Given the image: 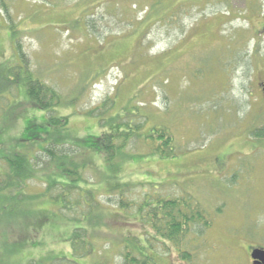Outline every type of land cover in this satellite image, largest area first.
<instances>
[{"label":"rangeland","instance_id":"rangeland-1","mask_svg":"<svg viewBox=\"0 0 264 264\" xmlns=\"http://www.w3.org/2000/svg\"><path fill=\"white\" fill-rule=\"evenodd\" d=\"M150 2L0 0V65L20 64L13 26L33 76L65 100L75 97L56 112L67 114L72 138L100 133L96 108L103 101L112 114L135 106L148 115L143 131L152 124L168 129L174 155L156 158L135 139L123 152L130 159L121 180L146 183L128 193L136 201L158 188L166 196L189 195L211 225L191 238V262L162 245L155 264H249L246 246H264V142L251 133L264 125V93L258 87L264 79V0ZM5 96L0 114L12 113L0 120V139L9 150L24 143L17 140L27 121L43 123L45 112L30 108L15 88ZM40 129L41 124L35 130ZM30 142L20 150L33 155L42 142ZM78 160L85 162L89 180L83 187L102 186L97 171L104 168L102 155L85 147ZM43 188L37 179L25 189L29 196L17 188L12 195L0 191V264H24L42 254L45 260L65 256L77 264H120L122 250L134 245L132 235L143 238L148 230L132 219L133 212L107 209L101 188L102 204L93 212L97 222L85 211L79 221L68 219L48 199L34 197ZM29 215L47 218L43 227L44 222H30L27 232L31 241L40 240L41 250L22 243ZM79 226L82 238L75 248L84 251L74 256L71 233Z\"/></svg>","mask_w":264,"mask_h":264},{"label":"trees","instance_id":"trees-1","mask_svg":"<svg viewBox=\"0 0 264 264\" xmlns=\"http://www.w3.org/2000/svg\"><path fill=\"white\" fill-rule=\"evenodd\" d=\"M157 2L158 0H151L150 4L154 5ZM10 35L21 61L19 65H0V72H3L0 74V98H6L5 93L15 88L16 92L22 96L23 102L27 103L33 110L44 111L45 114L41 118L43 123L34 124L33 121L35 120L31 119L27 121L23 127V133L17 140L24 142L23 144L5 150V143L0 139V191L12 195V192L17 188L22 196H29V193L25 191L29 182L39 179L45 188H43L42 193L33 194L34 197L48 199L50 203H54L55 209L62 215L67 216L70 220L79 221L82 219L81 214L84 211L87 215L95 217L93 212L96 214L99 205L102 204L97 198V191L101 188L106 195L105 201L110 205L107 206V209L115 207L118 212H133L132 219L148 228L143 238L132 235L134 245L131 243L122 250L120 264H155L154 257L157 247L162 245L166 249L172 246L180 261L191 262L193 255L190 250L191 238L199 235L201 237L211 225V221L205 216L200 205L186 194L172 197L161 192V195L158 193L161 191L159 188L155 191H146L140 197V201H136L135 198H130L128 193L132 191L131 189L135 185L144 187L147 186L146 183L132 182L130 179L123 181L121 180L122 175L120 176L124 162L130 159V154L125 155L123 152L128 150L130 143L135 139L142 140L148 146V153L156 158L173 156L175 152L174 138L168 129L162 125L152 124L147 131H143L145 121L149 122L148 115L140 112L135 106H130L123 113L112 114L109 113L111 108L109 105L107 106V102L103 101L96 108L99 111L100 133L88 138H72L66 132L69 123L67 114H56V112H59L58 108L63 103H71V99L75 97L72 96L65 100L46 82L34 77L32 71L24 65V56H22L20 43L17 41V30L13 26L10 27ZM9 113V109H6L0 114V120L7 121V115H11L12 112ZM17 120L18 117L15 116L12 122ZM39 124L43 126L44 130H35ZM2 127L0 124V136L4 132ZM251 133L256 140L264 142V125L259 128L254 126ZM37 139L42 144H39V149L33 155L29 151L20 150V148L27 147L25 146L26 142L30 144L32 143L30 141H37ZM85 143L86 145L82 148L81 144ZM85 147L94 150L103 157L101 166L103 165L104 168L97 169L100 173L98 175L102 177L105 183H102V186L86 188L82 185V182L89 181L84 175L85 162L78 160L81 150ZM146 154L147 152L144 155ZM147 184L155 185V183ZM73 193H75L74 197L71 196ZM82 203L85 205L84 209L80 207ZM27 217L29 218L25 222L27 225L22 226L21 229L22 243L27 246L38 247V250H41L39 247L40 240L34 238V241L31 238V241L27 232L31 228L30 222H44L40 226L43 227L46 222L44 220L47 218L36 215L32 216L31 219L30 215ZM95 218L97 222L98 218ZM78 230H83V227H76L71 233L74 256L82 255L84 251H79L78 247L75 248V241L79 237L82 238ZM41 240L44 241L43 238ZM79 244L86 246L85 240H81ZM260 247L264 248L262 245ZM53 263L77 264L74 258L65 256L51 257L45 260L44 254L38 258H29L24 264Z\"/></svg>","mask_w":264,"mask_h":264},{"label":"water","instance_id":"water-1","mask_svg":"<svg viewBox=\"0 0 264 264\" xmlns=\"http://www.w3.org/2000/svg\"><path fill=\"white\" fill-rule=\"evenodd\" d=\"M262 91L264 92V81L261 84ZM251 258L254 260V263L258 261L259 263L264 264V248L256 247L251 250L250 253Z\"/></svg>","mask_w":264,"mask_h":264},{"label":"flooded vegetation","instance_id":"flooded-vegetation-1","mask_svg":"<svg viewBox=\"0 0 264 264\" xmlns=\"http://www.w3.org/2000/svg\"><path fill=\"white\" fill-rule=\"evenodd\" d=\"M263 81H264V79L261 82L258 83V87L261 85V83H263ZM259 91H262V87L261 86L259 87ZM256 247H260V245H250V244H248V246H246V248H245L246 255H247L248 259H249V264H262V263H259L258 261H256V263H254V260L250 256L251 250L253 248H256Z\"/></svg>","mask_w":264,"mask_h":264}]
</instances>
